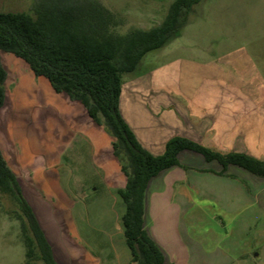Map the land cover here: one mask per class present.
<instances>
[{
  "label": "rangeland",
  "instance_id": "obj_1",
  "mask_svg": "<svg viewBox=\"0 0 264 264\" xmlns=\"http://www.w3.org/2000/svg\"><path fill=\"white\" fill-rule=\"evenodd\" d=\"M36 1L0 0V12H30ZM100 1L123 22L117 30L124 33L131 26L150 29L161 24L174 0ZM1 57L7 79L6 100L0 109V149L25 197L33 204L41 199L60 212L64 209L68 219L65 210L78 206L76 211L80 208L82 218L78 211L76 243L82 248L87 245L89 252L104 264H131L122 227L125 206L117 194L118 189L124 188L126 177L117 160H109L110 144L107 151L98 153L97 160L103 167L96 166L97 161L89 167L92 164L86 159L75 162L77 150L88 139L85 131L103 130L67 96L55 94L49 82L36 77L23 60L9 53H2ZM199 82L200 87H195ZM123 88L122 107L126 114L149 112L163 125L156 132L160 139L154 153L160 152L161 140L175 134L174 113L210 112L217 119L209 132L186 129L185 133L222 152L233 150L235 141L242 138L246 150L264 159V0H201L193 7L180 35L165 48L148 54L137 73L125 75ZM244 129L248 135L239 136ZM138 132L150 143L152 130L148 125H140ZM180 161L186 169L176 167L162 174L151 183L147 197L153 215L158 216L159 208H169L174 215L171 233L156 229L158 236H165L176 247L180 263L168 264H185L186 225L200 222L188 216L187 202L192 200L195 204L200 199L189 186V179H194L199 191L204 186L219 191L226 185L214 181L217 174L209 172L218 173L217 164H207L202 157L188 152L182 154ZM234 171L232 168L229 173ZM235 179L246 181L239 176ZM160 193L167 194L160 197ZM17 211L14 199L0 194V264H26ZM246 216L255 215L248 212L242 218ZM149 218L148 215L150 229ZM194 229L196 234L203 233L200 227ZM254 230L248 227L247 238L242 240L238 237H243V233L234 231L228 242L246 245L245 240L254 236ZM61 232L68 235L64 226ZM261 235L264 237V232ZM70 243L73 244L72 239ZM201 246L211 255L201 259V263L193 258L191 264H264V246L260 259L249 257L246 261L226 257L232 250L229 243L209 250ZM69 249V264H77L84 249Z\"/></svg>",
  "mask_w": 264,
  "mask_h": 264
},
{
  "label": "trees",
  "instance_id": "obj_2",
  "mask_svg": "<svg viewBox=\"0 0 264 264\" xmlns=\"http://www.w3.org/2000/svg\"><path fill=\"white\" fill-rule=\"evenodd\" d=\"M201 0H174L161 24L117 29L123 24L100 0H37L30 12H0V109L6 100L7 72L2 53L23 60L36 77L45 78L57 94L80 103L90 119L112 139L113 156L126 177L117 194L125 206L122 227L134 264H167L145 227L147 191L163 172L180 167V155L192 152L216 163L223 176L229 167L264 178V161L245 153H220L186 137L169 139L155 155L137 138L121 112L124 76L135 74L145 57L169 45ZM0 194L18 206L26 264H60L20 182L0 149Z\"/></svg>",
  "mask_w": 264,
  "mask_h": 264
},
{
  "label": "crops",
  "instance_id": "obj_3",
  "mask_svg": "<svg viewBox=\"0 0 264 264\" xmlns=\"http://www.w3.org/2000/svg\"><path fill=\"white\" fill-rule=\"evenodd\" d=\"M200 85L201 82H199L198 85L195 87H200ZM53 92L57 94L54 90ZM57 95H62V94H57ZM122 96H121V112L124 118L135 132L141 144L147 150H149L155 155L162 154L164 152L167 141L175 136L186 137L200 143L198 140L187 135V133H185L186 132L185 130L196 129L201 133L209 132L212 129V127H214L215 121L217 119L216 115L210 112H203L196 115L194 114L183 115L179 112L174 113L172 119L175 121V125H173L174 126L173 128L175 129V134L168 137L163 142L161 140L160 152L154 153L153 148L155 146V143L159 145V141L157 139H160L159 137H156V132H158V130H160L161 127H163L162 123L159 121L157 122L158 119L149 112L148 113L138 112L137 115H133V114L130 115L129 113L126 114V112L123 110L122 107ZM186 98L190 99L192 97L187 96ZM203 100L204 99H202V101ZM73 103L77 104L79 108H81L84 111L86 117L90 119L86 110L83 108V106L80 103L77 102H73ZM82 113L83 112L81 111V114ZM83 116L84 115L82 114V117ZM140 125H148L151 128L152 134L150 135V143H148L147 141L149 139H145L143 136L139 134L138 131L140 129ZM246 130L247 129H244V131H241L240 133H238V135L242 137L247 136L248 131ZM85 135L86 138L88 139H85L87 142L83 143V145H81V148L79 147V149L77 150L78 155L77 158L75 159L76 163L80 159H86L87 161L89 160L92 164L89 167L93 166L96 161H97L96 166H102L101 163H99L97 160V157H99L98 153L102 152L103 149L107 151L108 143L110 144V154H111L109 160L113 161V159H115L112 150V139L104 131L99 132L95 129H91V130L88 129L85 131ZM244 142L246 141H244V139L241 138L240 140L238 139L237 141H235L236 147L233 148V150H229L227 152H222L218 150L216 151L223 154H227L230 152L245 153L247 155L253 156L257 159L264 161V159H261L258 156L254 155L252 152L246 150V148L244 147L245 144ZM188 153H192V152H188ZM182 154L180 155V157L182 156ZM207 164H216V163H207ZM232 168H234L235 170L234 172L236 174L229 173L232 170ZM170 170H167L162 174ZM221 170L222 168L220 167L218 173L221 172ZM162 174L155 177L152 180V182L156 179H159ZM217 176L218 179H214V181H218V182L220 181L222 182V184L224 185L226 184L225 187L227 186L226 187L227 189H225V187H222L221 190L216 191L215 187L209 186V188L206 189V187L204 186L202 187L201 191H199V188L195 184L196 182L194 181V179H189V186L193 190H195L198 196L200 195L199 196L200 199L198 198V202L195 204L194 201L192 200H189V202H187L186 205L189 207L190 210L188 216L190 218L194 217V219H196L197 222L198 221L200 222H198L196 226L192 223L191 224L188 223L186 225L187 228L186 237H185L186 241L184 243L186 249V253H185L186 260L184 262L185 264H191V262H193L192 261L193 258H196L198 260V263H201L200 261L201 259H204L207 256L211 255V253L207 252V250L204 251L201 245H203L204 248L209 250L211 249V247L212 248L217 246L225 247L226 244L229 243L230 245H232V247H230L232 250L225 255L230 259H234V261H246V259H248L249 257L259 258V259L262 257V249L264 246V237L263 235H261L264 232V227H262L263 226L262 223H264V178H259L238 167H229L225 176H220L218 174ZM237 176H239L241 179L244 180L246 179L245 181L246 185L245 184L243 185V183L245 182L236 180L235 177ZM148 191H147V197H148ZM166 194L167 193H160L161 195L160 197H163ZM27 201L32 206L39 220V223L53 248L54 256L57 262H59L60 264H69L68 255L70 254L69 248L71 246L78 248V251H80L81 249H84L85 251V254L82 257H78L77 264L105 263L103 260L95 257V255L90 253L89 250L87 249L88 247L87 245L85 248L84 247L82 248L75 241L76 237H78V232L75 227V223L77 221L76 216L78 215V211H80V208L78 211H76V208L78 206H74L72 209L65 210V213L66 212L69 213L70 218L68 219L67 215L64 214V209H61L62 212H60L58 211L57 208L53 207L52 204H48L41 199H39L36 204H33L28 199ZM203 202L208 204V206L207 207L203 206L202 204ZM197 208H201V209L197 211L195 210ZM251 209L253 211H250ZM157 211L158 214L156 215L158 216L153 215L152 213L153 209H148L147 198H146L145 227L149 232V234L152 236V238L156 241V243L163 251L166 258V263L168 264V262L171 263L173 261H175L176 263H180V261L178 260V256L175 253L176 247L173 244L168 243V241H166L165 236L160 237L156 234V229L158 228L159 231L162 232L164 231L168 233L172 232V229L174 228L173 225L174 219H172L173 218L172 216L174 215L173 213H171L169 208H166L164 210L159 208ZM193 211L194 213L195 211L197 212L194 214L192 213ZM248 212L250 213V215H255L253 216L254 218L251 217L247 218L246 216V218L243 219L242 216L246 215ZM81 215L82 214L80 211L79 218L81 217ZM148 215L150 217L149 218L150 220L149 225L151 226L150 229L147 227ZM258 225L260 226L259 227L260 229L257 231ZM63 226L66 227V229L68 230L67 236H64L61 232L63 230ZM194 227H200L203 233L196 234L195 232H197V229H194ZM248 227L249 228L254 227L255 230L253 234L254 236H252L250 240H245L246 245L243 244L242 246H240V242L239 243L228 242L231 240V233H233L234 231L237 233V230L239 233H243L244 235L243 237H238L240 240H242L244 237L247 238L245 236L246 235L245 232ZM150 230L152 231V234ZM71 239L73 241V244L70 243ZM60 254H62V257L60 256ZM129 260L131 261V264H134L132 262V258ZM109 264H114V262L112 263L111 261H109Z\"/></svg>",
  "mask_w": 264,
  "mask_h": 264
}]
</instances>
